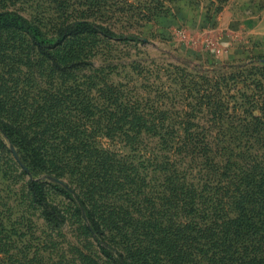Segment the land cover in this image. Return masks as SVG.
I'll return each instance as SVG.
<instances>
[{
    "label": "rangeland",
    "instance_id": "obj_1",
    "mask_svg": "<svg viewBox=\"0 0 264 264\" xmlns=\"http://www.w3.org/2000/svg\"><path fill=\"white\" fill-rule=\"evenodd\" d=\"M14 11L45 43L0 18V264H118L104 228L119 264H228L183 187L264 152V0H0ZM193 133L205 155L172 153ZM84 189L107 212L98 231L68 196ZM168 223L189 225L166 241Z\"/></svg>",
    "mask_w": 264,
    "mask_h": 264
},
{
    "label": "trees",
    "instance_id": "obj_2",
    "mask_svg": "<svg viewBox=\"0 0 264 264\" xmlns=\"http://www.w3.org/2000/svg\"><path fill=\"white\" fill-rule=\"evenodd\" d=\"M9 17L18 28L29 32L34 40H40L42 43H45L44 39L39 37L40 34L43 35L42 31L29 18L17 11L0 12V18ZM81 28V30H87L86 28ZM73 30L74 28L70 32H74ZM94 31L106 36L116 34L114 31L106 29L103 25H97ZM251 123L253 127L256 125L255 121ZM5 124L10 126L6 122ZM15 133L21 138H25L17 131ZM260 136V134H257L256 141L258 140L264 146V138ZM163 138L162 141L164 142ZM179 143L178 146L173 147L172 153L202 156L205 155V153H202L203 149L206 151L210 149L206 143V136L195 133L183 137V140ZM162 157V159H165L162 167L166 169L170 164L171 158L165 154H162ZM236 157L240 159L241 164L239 166H237L236 162L231 161L229 157V160L221 168L228 171V173H225L227 174L225 182H214L202 175L198 181V185L196 183H189L186 190L183 187V192L186 197L199 196L200 204L194 206L196 236L199 237V241L205 238L208 246H214L217 249V258H224L228 264H264V152L259 155L256 153L250 154L246 160H244L242 153H236ZM29 158L32 160L33 155L29 156ZM232 163L235 164V170L233 171L230 167ZM215 166L218 167L217 165ZM185 171L186 167L180 173L174 167L173 174L178 175L179 179H184L183 175ZM178 177L176 176L174 179V177L165 175L164 180L175 182L178 180ZM80 186L83 187L84 183ZM90 194L91 191L89 189H84L82 191H75L74 194L69 193L68 196L72 200L82 204L90 212L91 221L98 231L101 229L100 226L103 220L105 221L106 219L108 221L107 212L96 204L94 198H92L94 201H89L91 200ZM99 194L100 196H104L101 192ZM204 196L209 198L207 199L210 201L209 210H201V207H203L202 209H206L203 206L207 202ZM38 202L47 211L49 202L45 195L39 196ZM54 212L52 213V211L48 210L46 217L51 219V216H54L53 219L57 217L65 219L62 211L57 210ZM188 225L186 224L180 229L171 226L170 223L166 225L162 224V231L166 234V241H168L170 235L183 232ZM97 235H100L102 240L107 244V248L105 249L106 255L112 261L119 264L120 257L122 258L120 262L126 261L124 253L111 245L115 243V239L113 236L110 237L106 234V228L102 229L101 232H97ZM197 252L199 256L203 255L202 248L198 249Z\"/></svg>",
    "mask_w": 264,
    "mask_h": 264
}]
</instances>
